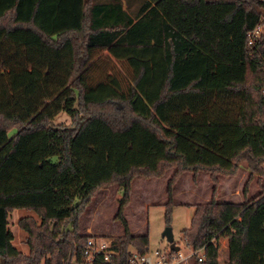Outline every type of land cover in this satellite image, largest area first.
Returning <instances> with one entry per match:
<instances>
[{
	"label": "trees",
	"instance_id": "obj_1",
	"mask_svg": "<svg viewBox=\"0 0 264 264\" xmlns=\"http://www.w3.org/2000/svg\"><path fill=\"white\" fill-rule=\"evenodd\" d=\"M124 1L0 0V264H80L89 234L77 231L78 218L110 183L122 191L113 216L122 231L109 239L116 253L96 264H128L132 250L147 248L146 231L130 232L123 216L130 180L171 166L166 224L181 172L202 169L213 181L210 200L192 204L181 232L184 246L205 245L192 264H218L221 237L226 264H264V192L240 202L215 197L219 174L235 175L240 161L249 171L244 193L262 171L264 120L253 121L254 112L247 120L246 88L260 114L264 32L251 44L247 33L264 26V1L138 0L134 10ZM116 48L132 69L126 86L90 72L96 51ZM59 111L69 124L51 122ZM13 208L38 217L16 221L26 253L10 243Z\"/></svg>",
	"mask_w": 264,
	"mask_h": 264
},
{
	"label": "rangeland",
	"instance_id": "obj_2",
	"mask_svg": "<svg viewBox=\"0 0 264 264\" xmlns=\"http://www.w3.org/2000/svg\"><path fill=\"white\" fill-rule=\"evenodd\" d=\"M131 1L130 8L134 10L138 5V0ZM261 30L264 32V26L261 27ZM126 58L127 55L118 48L96 51L88 59L90 61V72L97 79L100 75L103 76L106 73H110L120 80L121 86H126L133 75L132 69L126 65ZM143 62L151 68L149 59H143ZM149 75L148 80L151 78V73ZM91 78L93 79L94 77ZM148 88L146 85H143L141 90H139V102L142 105L145 104V95L150 92ZM256 99L255 89L247 87V120L252 118L250 117L252 112H254L253 121H257L258 118L264 120V116L262 115L264 105H262L261 113L258 114ZM51 122L66 125L70 123V117L64 111H59L52 117ZM13 132V128L9 129L7 130V135L10 136ZM260 167L262 168L261 173H253L246 185L245 193L243 192V186L249 173L246 161L242 160L239 162L236 174L231 177L219 174L215 197L220 195V199L222 200L231 199V201L240 202L249 201L258 193L262 194L264 192V163ZM174 169L173 166L167 168L160 177L147 178L144 176H134L129 183V197L127 204L122 210L123 216L127 221L129 231L131 229L134 234L146 231L149 254H151L154 248L163 251L168 249L165 238L161 236V231L166 225L171 228L172 239L177 244L179 251L182 254H186L187 248L182 243L181 232L189 224V218L193 210L192 204L208 201L211 197L213 181L210 179L208 172L202 169H198L194 175L189 171L181 172L171 187L172 204L170 207V218L168 224H166L163 206V202L166 200L165 185ZM121 193V189L115 183H110L97 189L91 197L89 204L78 218L77 231L89 235L94 234L104 240L116 238L120 235L122 231L121 225L113 216ZM25 215H30L35 221H38L36 214L25 208H13L7 212L6 216V228L12 234L10 243L22 253L27 251V247L23 242L25 232L18 227L16 221L19 217ZM218 243L220 248L218 264H226L227 241L221 237Z\"/></svg>",
	"mask_w": 264,
	"mask_h": 264
},
{
	"label": "built area",
	"instance_id": "obj_3",
	"mask_svg": "<svg viewBox=\"0 0 264 264\" xmlns=\"http://www.w3.org/2000/svg\"><path fill=\"white\" fill-rule=\"evenodd\" d=\"M261 27V25H257L252 31L247 33L248 44H251L253 40L260 35L262 31ZM212 241L216 243V240L212 239ZM186 248V254H182L179 249L173 251L169 248L165 251L154 248L151 254L148 253V247L140 254L132 250L127 261L128 264H192L193 259L197 261L203 259L205 255V245L197 248ZM80 250L82 255L80 264H96L107 260L110 254L116 253L110 248L109 240H104L94 234H90L84 239L80 244Z\"/></svg>",
	"mask_w": 264,
	"mask_h": 264
},
{
	"label": "water",
	"instance_id": "obj_4",
	"mask_svg": "<svg viewBox=\"0 0 264 264\" xmlns=\"http://www.w3.org/2000/svg\"><path fill=\"white\" fill-rule=\"evenodd\" d=\"M161 236L165 238L167 247L170 250L176 251L178 249L177 244L172 239L171 228L168 225L164 226L163 230L161 231Z\"/></svg>",
	"mask_w": 264,
	"mask_h": 264
},
{
	"label": "crops",
	"instance_id": "obj_5",
	"mask_svg": "<svg viewBox=\"0 0 264 264\" xmlns=\"http://www.w3.org/2000/svg\"><path fill=\"white\" fill-rule=\"evenodd\" d=\"M121 1H122V5L125 6V3H126V2H125L124 0H121ZM131 3H132V1H130V3H129L130 6H131ZM230 177H231V176H230ZM230 177H229V178H230ZM219 194H220V192H219ZM217 199L222 200V199H220V195L217 196ZM228 200H231V199H228ZM27 210H28V209H27ZM25 216H26V215H25ZM29 216H30V215H29ZM130 232H132L131 229H130ZM132 233H133V232H132ZM19 251H20V250H19ZM20 252H21V251H20ZM25 253H26V252H25Z\"/></svg>",
	"mask_w": 264,
	"mask_h": 264
}]
</instances>
